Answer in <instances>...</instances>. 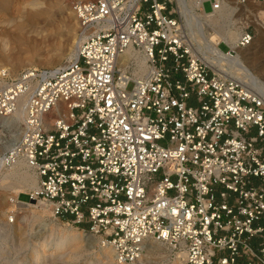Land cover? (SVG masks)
<instances>
[{
	"label": "built area",
	"instance_id": "built-area-1",
	"mask_svg": "<svg viewBox=\"0 0 264 264\" xmlns=\"http://www.w3.org/2000/svg\"><path fill=\"white\" fill-rule=\"evenodd\" d=\"M173 1L78 0L71 60L1 69L0 118L25 116L0 164L25 160L30 200L100 236L115 264H143L150 242L173 263L264 264V98L203 60ZM128 50L140 79L133 61L120 70Z\"/></svg>",
	"mask_w": 264,
	"mask_h": 264
},
{
	"label": "rangeland",
	"instance_id": "rangeland-1",
	"mask_svg": "<svg viewBox=\"0 0 264 264\" xmlns=\"http://www.w3.org/2000/svg\"><path fill=\"white\" fill-rule=\"evenodd\" d=\"M24 1L30 0H12L10 10L0 13V70L8 69L14 75L26 68L51 69L59 66L75 49L77 38L78 25L72 5L78 0H41L50 2L53 6L52 26L56 33L52 41L53 52L49 54L36 52L42 40L40 35L42 25L38 23L31 25L16 11L15 7ZM234 1L227 0L231 6H234L232 4ZM172 7L178 8L176 0L173 1ZM204 10L206 12L211 10L210 3H205ZM194 11L202 15L200 9L195 6ZM260 12H264V1L249 2L243 9L234 12L233 21L230 23L226 21V26L230 25L232 31L240 28L242 31L248 29L253 33L251 45L240 48V54L244 57L246 66L264 83V29L257 23L247 21ZM176 17L182 20L185 31L189 34L185 19L183 21L179 13ZM259 20L263 22L264 16ZM206 30L211 33L208 27ZM192 41L196 46V42L193 39ZM220 47L224 52L229 51L225 44ZM59 51H64L66 56L62 60H54L51 56H55L54 54ZM197 52L201 55L199 51ZM248 84L259 92L256 86ZM129 88L131 89L132 85ZM16 128L17 124L14 121L11 128L2 132L0 130L1 142L5 138H12L10 141L5 139L4 144L0 142V156L9 148L17 129H20L19 126ZM28 170L39 179L34 171ZM6 183L8 186L0 188V264H115L113 250L105 246L107 243L100 236L90 235L80 227L68 224L66 220L55 219L51 207L43 202L42 206L35 208L37 201H31L29 198L30 192L35 190L32 187L11 186L10 184L14 183L12 180ZM11 218L13 222H10ZM54 227H58L59 230L55 231ZM64 231L70 234L77 233L80 237L79 240H69L62 249H58L61 232ZM149 245L143 264H179L176 260L174 263L169 260L165 246L164 249H160L156 243L150 242ZM75 249L79 250L76 256H73L71 253ZM105 249L111 250L110 256L104 255Z\"/></svg>",
	"mask_w": 264,
	"mask_h": 264
},
{
	"label": "bare ground",
	"instance_id": "bare-ground-1",
	"mask_svg": "<svg viewBox=\"0 0 264 264\" xmlns=\"http://www.w3.org/2000/svg\"><path fill=\"white\" fill-rule=\"evenodd\" d=\"M176 1L178 4V13L181 17H183V21L185 19L184 22L186 23L190 38L196 42V50L201 53L203 60L211 67L215 68L216 71L222 73L224 76H228L229 74L232 75L231 77L243 81L246 85H249L248 83H250L253 87L256 86L255 88L258 89L259 92L253 90L250 86L249 92L252 95H259L260 97L264 98V83L261 82L260 79L256 75H254L252 70L246 66L245 59L240 54L241 51L240 47H238V42L242 34V30L238 28L234 29L235 31H232V29H230V25L226 26V21L229 23L233 21L234 12H236L237 9H243V7H239L236 1L232 3L234 6H231V3L227 2V0H221L222 5L219 11H216L214 13H205L203 11V2L205 0H191L189 2L186 0ZM11 4L12 0H0V13L8 12L10 10ZM194 6L200 9L202 15H198L194 11ZM52 8L53 6L50 2L46 3L41 0L24 1L23 3H20L15 7L16 11L18 13H21L31 25L35 23L42 25L40 32L42 40L40 46H38L39 48L36 49V52H45L47 54L53 52L52 41L55 37L56 31L52 26ZM263 16L264 12H260L259 15H254L253 18H248L247 21L248 23H257V25L261 26L264 29V21L262 22L259 20V18H262ZM207 27L211 30V33L206 30ZM221 43H226L230 47V51L227 53L221 51L219 48V45ZM75 49L67 55L66 61L71 60L75 56ZM54 55L55 56H51L54 60H62L66 56L64 51H59ZM130 61H133V63L135 64V67L133 68L134 76L137 79L142 78L147 72L146 61L144 57L140 54L134 53L132 50H128L125 54H123L118 62L120 70L123 74L127 72V65ZM259 88L263 90H260ZM24 116L25 113L23 110H21L18 111L14 118H0L1 132L2 130L11 128L14 121L16 122L18 128V123L23 121ZM20 134L21 130L17 129L16 135L14 136L15 138L13 139L11 144H9V147H11L14 141L19 138ZM11 139L6 140L10 141ZM3 141L1 142L0 139L1 143H3ZM28 169L31 168L27 165L25 160H19L16 165L8 169H3L0 164V188L8 186L6 181L12 180L15 184L11 183V186H30L35 189L34 191L30 192V194L36 192L39 188V179L30 174ZM34 201H37V203H35L34 205L35 208L40 207L43 205V203H45L39 199H34ZM54 229L55 231L59 230L58 227H54ZM61 233V242L57 245L58 249H62V246L69 240H79L80 237L79 234H70L68 231H64ZM156 244L157 248L164 249V245L158 243ZM105 246L113 250L111 246ZM77 250L79 249H75V251L71 254H73V256H76V252H78ZM111 250L105 249L104 255L107 257L110 256ZM147 254H149V252ZM175 260L180 264V260L178 259V257H175Z\"/></svg>",
	"mask_w": 264,
	"mask_h": 264
},
{
	"label": "trees",
	"instance_id": "trees-1",
	"mask_svg": "<svg viewBox=\"0 0 264 264\" xmlns=\"http://www.w3.org/2000/svg\"><path fill=\"white\" fill-rule=\"evenodd\" d=\"M63 219H69L68 217H64Z\"/></svg>",
	"mask_w": 264,
	"mask_h": 264
}]
</instances>
